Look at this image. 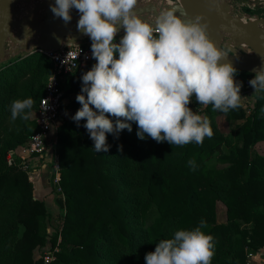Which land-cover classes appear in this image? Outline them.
<instances>
[{"label": "trees", "instance_id": "trees-1", "mask_svg": "<svg viewBox=\"0 0 264 264\" xmlns=\"http://www.w3.org/2000/svg\"><path fill=\"white\" fill-rule=\"evenodd\" d=\"M37 54L15 57L19 64L14 66L13 58L0 68V73L5 71L0 83V264H146L145 256L156 243L201 221L215 245L211 264H249V254L264 248V156L256 151L264 143V91L257 92L250 114L240 103L224 112L230 122H241L228 135L217 125L222 111L200 105L193 96L189 107L197 114L202 111L213 131L202 144L172 146L147 136L140 139L137 124L129 122L131 131L109 133V150L97 153L86 120H65L55 144L64 222L49 237L52 216L45 202L34 196L27 172L7 163L9 151L25 145L36 132L33 113L54 71ZM95 63L71 75L64 90L63 108L73 116L82 107L76 99L82 76ZM241 74L255 76L237 70L236 76ZM29 97L34 101L25 110L29 118L22 119V113L12 120L11 103ZM218 202L226 204V223L217 221ZM49 239L53 260H35V251Z\"/></svg>", "mask_w": 264, "mask_h": 264}, {"label": "clouds", "instance_id": "clouds-1", "mask_svg": "<svg viewBox=\"0 0 264 264\" xmlns=\"http://www.w3.org/2000/svg\"><path fill=\"white\" fill-rule=\"evenodd\" d=\"M136 5L137 0H55L51 6L54 16L66 23L72 20L71 10H78L77 29L90 37L96 60L82 76L76 97L82 107L73 120H86L84 127L97 153L109 150V133L131 131L129 122L137 124L140 139L147 136L172 146L202 144L213 131L209 119L189 107L192 98L200 105H213L214 111L238 108L237 69L221 63L228 54L210 39L202 17L182 18L186 14L178 15L179 10H165L150 22L136 13ZM121 27L125 35L117 43ZM249 83L255 92L264 91V68L255 70ZM33 103L30 97L14 100L11 119L23 113L21 118L27 120L25 110ZM204 226L201 221L192 230H178L172 238L160 240L146 254V264H211L215 245L202 231ZM249 255L254 264H264V252Z\"/></svg>", "mask_w": 264, "mask_h": 264}, {"label": "water", "instance_id": "water-1", "mask_svg": "<svg viewBox=\"0 0 264 264\" xmlns=\"http://www.w3.org/2000/svg\"><path fill=\"white\" fill-rule=\"evenodd\" d=\"M231 0H137L136 13L154 21L165 10H179L182 18L200 16L208 24L210 39L228 55L221 63H231L238 71L255 74L264 68V17L249 14L244 20L231 11ZM55 0H0V65L37 48L57 51L67 45L91 40L77 29L80 13L73 8L66 23L51 11ZM125 35L121 27L116 38Z\"/></svg>", "mask_w": 264, "mask_h": 264}, {"label": "built area", "instance_id": "built-area-1", "mask_svg": "<svg viewBox=\"0 0 264 264\" xmlns=\"http://www.w3.org/2000/svg\"><path fill=\"white\" fill-rule=\"evenodd\" d=\"M168 2L170 1L168 0ZM248 5L251 9L260 8L264 10V0H248ZM261 16L264 17V11ZM116 42L118 43V38H116ZM88 43V46L84 43L67 45L57 51H48L40 48L34 51L45 56L52 63L54 71L48 78L45 94L35 111L37 130L29 137L25 145L9 151L7 156L8 165L20 166L21 163H25L22 159L30 156L36 158L37 162H43L42 167L47 166L54 147L50 143L51 136L64 122V90L70 84L71 75L95 60L91 52L92 42ZM250 80L245 78L244 86L255 92V89L249 83ZM17 159H20L21 162L18 163ZM58 167L59 162L57 161L54 168L58 171ZM45 260L51 261L53 257L49 254L45 257Z\"/></svg>", "mask_w": 264, "mask_h": 264}, {"label": "rangeland", "instance_id": "rangeland-1", "mask_svg": "<svg viewBox=\"0 0 264 264\" xmlns=\"http://www.w3.org/2000/svg\"><path fill=\"white\" fill-rule=\"evenodd\" d=\"M169 1H170V3L171 2L172 3L177 2V0H169ZM230 4H231V11L234 15L240 16L244 20L249 19V14H251L252 11H251V7H249V5H248V0H231ZM257 9L259 10L257 15L261 17V14L263 13L264 10L260 9V8H257ZM260 10H263V11L260 13ZM35 57H36V59H38V58H40V55L37 54V55H35ZM16 59H18V58H15L13 61V63H16V64H14V66L19 64L21 61V60H16ZM24 64L25 63L20 64L19 67L24 65ZM2 66H5L3 68H6V63H4L3 65H0V68H2ZM14 68H15L14 70H16L18 68V66L14 67ZM1 72H3V73H0V83L4 81V72L5 71L2 70ZM10 75H12V73ZM240 76L246 77L244 74H241ZM246 93L247 92L244 91L242 93V95H244L245 102H249V98H247V96H245ZM242 106L247 110V113L250 114V112H251L250 108H251V106H253V103L249 107L246 103L243 102ZM66 112H69V113L67 114ZM71 113H72L71 111H65L64 112V116H65L64 121L73 119V114H71ZM199 115L204 117L202 111L199 112ZM33 117L35 118V113H33ZM216 121H217L218 128L223 133V135L224 134L228 135L232 131L233 127L236 124L241 123L239 121L230 122L227 119V115L224 112L223 113L221 112L218 114ZM57 141H58V130L55 131L53 133V135L51 136L50 143L54 147H53V150H52L51 155H50V161H48L46 167H43L44 171L42 169V165L44 164L43 162H38L37 163L38 165L32 166L30 159H28L26 157H24L25 159H22V161H24L25 163L20 164V168L27 172L29 181L33 184L34 196L37 199L41 200V202L42 201L45 202V206L47 208V211L52 216V219L48 223V226H47V231H48V234L50 235L49 237H51L52 234H54L56 232V230L62 226V224L64 222L62 217L65 214V210L62 209L58 204V198H60V197L64 198V196H63L62 188L60 186V180H61L60 158L56 152V147H55L56 146L55 144ZM256 151L258 153H260L262 156H264V143L260 144V146H258L256 148ZM57 161L59 162L58 171H57V169L54 168V165ZM40 185H42V189H43L42 191H39ZM40 193H42V198L40 197ZM226 212H227L226 204H223L222 202H218L217 203V221H218V223H226L227 222ZM61 241H62V235L59 236V242L58 243H61ZM52 246H53L52 241L49 239L47 241V245L43 249H37L35 251V255H34L35 260L40 259L42 256H43V259L45 260V257L49 254H50V256H52L51 255ZM55 250L56 251L60 250V247L57 246L55 248ZM260 252H264V248L261 249ZM45 262H51V261L45 260ZM249 264H254V262L250 261Z\"/></svg>", "mask_w": 264, "mask_h": 264}, {"label": "crops", "instance_id": "crops-1", "mask_svg": "<svg viewBox=\"0 0 264 264\" xmlns=\"http://www.w3.org/2000/svg\"><path fill=\"white\" fill-rule=\"evenodd\" d=\"M86 42H92V41H91V40H87ZM2 65H3V64H2ZM245 78H246V77H242V76H240V75L235 76L236 82H237L238 84L241 85V91H240V100H239V103L242 105L243 102H244V103H246V104L250 107V106L252 105V103H254V98H255L257 92H254V91L250 90L249 88H247L246 86H244V80H245ZM244 91L247 92L245 96H247V98H249V102H245L244 95H242V93H243ZM66 113L68 114L69 112H66ZM28 159H30V161H31V165H32V166H34V165H35V166L38 165V164H37L38 162H37V159H36V158H34V157H30V156H29ZM42 169H43V171H44V168H43V167H42ZM42 190H43V189H42V185H40V186H39V191H42ZM40 197L42 198V193H40Z\"/></svg>", "mask_w": 264, "mask_h": 264}]
</instances>
